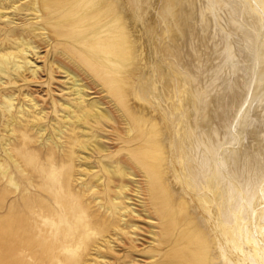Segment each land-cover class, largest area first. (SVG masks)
<instances>
[{"label":"bare ground","instance_id":"6f19581e","mask_svg":"<svg viewBox=\"0 0 264 264\" xmlns=\"http://www.w3.org/2000/svg\"><path fill=\"white\" fill-rule=\"evenodd\" d=\"M51 1L0 0L1 146L17 171L12 175L0 156L5 197L8 188L21 193L15 179L25 181L30 170L28 160L10 148V137L24 147L31 131L44 140L48 130L40 123L50 101L58 107V76L67 80L75 101L74 106L61 104L68 110L62 114L63 128L73 134L64 161L57 166L50 159L49 168L36 169L40 178L47 176L57 186H34V194L0 208L17 218L0 223L5 256L31 250L40 254L39 264H110L104 252L119 257L124 247L137 245L135 220L146 216L159 231V225L166 227L165 234L163 227L153 234L159 236L160 253L143 259L127 255L120 264H151L145 259L154 264H264V0H176L175 9L163 15L168 40L164 62L172 73L167 78L155 63L150 68L158 70L156 81L149 76L142 29L146 0H55L41 14L40 7ZM53 14L64 21L78 16L74 24L83 31L73 42L91 46L78 55L62 46L53 61L42 64L51 45L44 23L53 21ZM98 75L103 76L99 81ZM83 79L97 93L108 94L115 113L120 102L127 115H116L100 101L90 105ZM156 90L161 92L156 100L148 98ZM210 97L226 100L230 116L229 137L218 144L214 132L195 119L196 108L185 111L186 122L181 112L178 116L181 99L188 107L193 98ZM52 128L58 140L63 138L62 128L56 123ZM99 129L112 135L111 146L104 144ZM46 140L55 143L52 137ZM79 144L90 154L105 156L101 170L111 197L103 221L88 214L82 194L72 193ZM137 175L144 180L149 210L143 203L139 211L130 195L139 192L132 191L140 189L133 180ZM102 181L100 175L90 184L92 194L103 188ZM171 235L173 247L167 250ZM7 239L15 245L6 246Z\"/></svg>","mask_w":264,"mask_h":264},{"label":"rangeland","instance_id":"374dc122","mask_svg":"<svg viewBox=\"0 0 264 264\" xmlns=\"http://www.w3.org/2000/svg\"><path fill=\"white\" fill-rule=\"evenodd\" d=\"M56 3L57 1L52 0L51 2L47 3V6L40 7L41 14L48 12V8L50 7V5L55 6ZM170 7L175 9L176 0H146V9H145L146 20H144L145 21L144 24L146 27L145 28L142 27V29L146 32L144 36V40L146 43L145 45L146 50L148 48L147 50L148 59H149L148 63H150L148 66L149 68L148 67L147 68L149 71V76L152 77L153 80L155 81H156V78H159L158 74L156 73V71L158 72L157 70L158 68H159V71L163 70L165 72V75L167 78L171 77L170 75L172 73L170 70L171 69L170 66L166 64V62H164V47H165L164 45L165 43L168 42V40L166 36L167 35V30H166L167 24L165 23V19L163 15L167 13ZM53 16L55 17L54 14L51 15V17ZM77 18L78 16L76 17L74 16L72 21L70 20L64 21L61 17H58V18L55 17L53 21L51 22L47 21L44 23L45 25L44 27L46 28L47 33H49V35L51 36V45L45 49V53L43 54L45 55V58L42 60V64L53 61L56 49H61L62 46H66L67 48H69L71 53L74 55L82 54L81 53L82 50H85L87 52L88 47L91 46L90 43H87L84 45V44H81L80 42H73L75 39H78V37L81 35V31H83L82 28L75 26L74 24ZM161 23L162 24L164 23V24L162 25ZM167 23L169 24V22ZM58 33H62L64 35L60 37ZM165 38H166V41H165ZM67 42H69L70 44H66ZM162 48H163V51H162L163 55H160V52H161L160 50H162ZM150 50L153 53L152 55L150 53ZM155 63H156L157 69L155 68V70L153 69L152 71L150 66L151 65L154 66ZM39 65L41 66V63ZM71 69L74 72L76 71V68L74 67ZM75 73L77 74L78 72L76 71ZM101 77L103 76L98 75L96 77L97 81L101 80L102 79ZM83 80L86 86L88 85L87 92L90 95V98L88 99L87 102L91 105L97 101H100L104 104L103 106L105 108L107 107L109 110H113V112L115 113L116 112L114 110L115 107L113 108L109 104L110 100H109V97H107L108 94H106V92L104 94L97 93V90L95 91V87L92 86L90 80H86V79H83ZM68 84L69 83H67V80L64 79V76L60 75L56 78V82H55L56 88H55L54 98H56V100H59V103L57 107L56 103L52 102L53 100L51 98L52 100L50 101L51 104L48 105L47 110H46L48 113L46 116V119L40 123L42 127L45 126L46 129L48 130V133L43 141L38 138V133H36L35 131H31V139L29 140V142L30 141L31 142L28 146H25V147L23 146L22 142H20L19 140H16V138L14 137H10L11 138L10 148L12 149L13 152L19 153L20 155H22L28 160L29 164L27 165L29 166L30 170L28 172V176H25L26 178L25 181L22 180L20 176H17V178L15 179V181L20 185V188H21V193L19 194L11 193V190H10L11 188H8L7 191L9 194L5 197L4 192H5V187L7 186V184L5 181H2L0 179V208L3 206L4 207L6 206L7 208H9L11 205L15 206L17 202L20 200V197H22L23 195L34 194L35 191L38 190L34 186L39 187L44 183H48L50 187L57 186V183H53L52 180L47 176H45L44 178H40V175L38 174L36 169L37 167L41 165L44 166L45 168L46 167L49 168L50 167L49 164L51 162L50 159H53L55 163L57 164V166H61L62 162L64 161L65 155H66L65 153L67 149H69L68 138L73 134L71 133V131L69 130L65 131V129L63 128L65 121L62 119V114L68 113V110L65 107L61 106V104L64 102H67L71 104L72 106H74V103H75L73 97L69 94V90H67L68 87L70 88V85L68 86ZM104 88L106 89L107 86L104 85ZM160 93H161L160 91L156 90L155 93L153 94L154 96L149 94L148 98H150L151 100H156V97H158L157 95H159ZM200 99L201 98L191 99L190 100L191 104H189L188 106L189 109H187L188 107L185 106L183 99H181V104L184 105V106L182 105L184 109L183 108H182L183 110L179 109L178 111L179 115L178 114L177 115L180 117L181 116L180 112H181L182 118L180 117V119H184L185 121V118H183L184 116H186L184 115L185 111L187 110L190 112L196 108V111L194 112L197 114V117H195L197 122H200L201 124L200 126L202 128L204 127V128H208L212 130L215 135V142L217 144L221 143V139L227 136L229 137L228 134L230 132V123H229L230 116H229V113L226 111L227 102L226 100H223L222 97H217V98L210 97V98H206V100L205 99L200 100ZM194 102L196 104V107H193L195 106V104L193 105ZM116 103L120 111L119 113L127 115L126 109L123 106H121L120 102H116ZM153 106L155 107V104H153ZM119 113L118 114L115 113V114L119 115ZM127 119H128V123L133 121V119L129 116ZM54 123H56L60 128H62L61 130L64 132L63 138H61L60 140L56 138L55 131L52 128V125ZM1 127L2 126L0 124V156H2L3 159L7 162V166L9 170L12 171L11 174L14 175L17 171L15 170V167L13 166V164L8 162L7 157L4 156V153L2 151L1 142L4 136L2 134ZM76 130H77L76 132L78 133L77 136L81 140H85L84 137L81 136V134H79L77 127H76ZM97 132H98V135L102 137V139H104L103 140L104 144L106 146H111L110 144L111 142L109 140L112 135L107 134V132L104 133L100 129L97 130ZM91 133L93 136L94 133L93 132ZM101 135H103L104 137ZM49 137H52V140L55 143L48 142L46 139ZM76 149H77V156L81 157L80 158L81 160L79 159L75 161L76 173H75L74 180L72 183V193L82 194V200L85 205V208L88 210V214L91 217H96L97 219H99V221H103L106 216V212L104 211V206L106 207L110 205V197H111V192L107 191L108 185H107L106 174L101 170L102 169L101 159H103V157L105 156L97 152H94V154H90L86 152L85 150H82L81 144H79V146ZM51 152L53 153V155L50 154ZM89 166L93 168L92 171L90 172L87 171V168ZM100 175L103 177V181H102L103 188L97 191L98 194H92L91 190L89 189L90 184L94 182L96 178ZM57 176L60 177V173L57 174ZM133 180H135L137 182L136 184H138V186L140 187V189H137V187L132 188V191H139L137 194L136 192H132V194L130 193V195L134 197L137 203L136 205H138L136 206L137 209L139 211H143V206L144 204H146L144 207L147 210H149V202L146 200L147 196L145 195V190H144V180L138 175L137 177H134ZM42 198L46 199V196H43ZM100 200L102 201L101 208L103 209L99 207ZM52 203H53L52 201H48L49 205ZM2 218H7L9 221H14L17 219V218L14 219V217H11V215L8 214V210L0 209V223H1ZM170 222L171 221L168 220L166 223L170 224ZM135 223L140 227V231H139L140 235H139L138 244L134 246L128 245L129 246L128 248L124 247V250L120 253L119 257L113 256L107 252H104V254L108 256V259L111 262H113L110 264H120L127 257V255H134L136 257L141 256L139 258L143 259L147 257L148 255H155V254L160 253L161 249L160 247L157 246V243H158L157 240L159 236H154L153 234L154 233L158 234L159 232H161L162 227L164 228L163 232L165 234L166 227L163 224L159 225L160 226V231H159V229L156 228L157 222H155L154 220L152 221L148 220L146 216H144V218L142 219H136ZM168 224L166 226H168ZM2 232H3V228L0 227V264H9V263L16 264L18 260L24 263L26 262V264H39L40 259H41L39 257L40 254L34 253L31 250H23L20 253V256H18L17 254H14L12 258L6 257L5 248L1 240V237L3 234ZM155 239H156V242H154ZM172 241H173V235H171L170 240L167 241V244L169 245L167 250L173 247ZM5 245L14 246L15 243L14 241L7 239ZM161 255H162V252H161ZM145 260L146 262H149L151 264L153 263V261H151L150 259H145ZM87 264H90V263H87Z\"/></svg>","mask_w":264,"mask_h":264}]
</instances>
